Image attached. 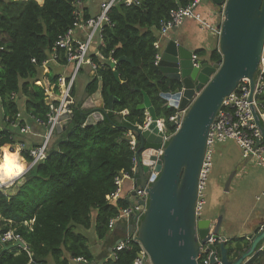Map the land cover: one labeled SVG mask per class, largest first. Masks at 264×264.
I'll return each instance as SVG.
<instances>
[{
  "label": "trees",
  "instance_id": "16d2710c",
  "mask_svg": "<svg viewBox=\"0 0 264 264\" xmlns=\"http://www.w3.org/2000/svg\"><path fill=\"white\" fill-rule=\"evenodd\" d=\"M89 1L0 0V161L5 149L17 156L23 170L32 160L28 152L15 149L18 141H25L28 148L34 144L12 122L22 111V103L26 113L47 117L42 66L50 59L59 36L74 25V11L82 9L85 18L92 16ZM190 1L144 0L140 6L121 3L112 8L111 24L105 26L101 50L107 58L118 59V63H102L98 76L86 85V93L91 95L97 90L101 77L106 98L108 90L117 97L114 110L106 114L97 128L86 126L83 103L76 102L75 118L66 130L54 134L47 158L29 171L18 193L10 196L0 190V229L14 230L28 245L27 249L5 250L0 242V264H72L79 257L91 261L94 255L84 230L92 228L110 246V220L130 203L126 197L110 202L108 196L116 189L115 178L130 172L135 165V151L127 134L145 124L147 113L138 108L144 92L159 118L166 119L169 133L176 130L169 120L176 109L168 108L160 92L173 91L180 87V82L166 77L155 65V43L161 37L160 21ZM195 53L205 64L222 57L218 45L210 51L197 48ZM123 57L132 58L135 65L121 60ZM60 63L66 60L61 59ZM13 93L17 99L11 97ZM257 100L264 109V93ZM126 109L129 113L123 115L121 112ZM26 221L30 223L27 225ZM225 245L230 258L235 259L249 247L250 241L246 237H232ZM217 248L220 252V245ZM104 250L103 264H135L141 246L131 241L116 257L106 247ZM246 264H264V248Z\"/></svg>",
  "mask_w": 264,
  "mask_h": 264
},
{
  "label": "water",
  "instance_id": "95a60500",
  "mask_svg": "<svg viewBox=\"0 0 264 264\" xmlns=\"http://www.w3.org/2000/svg\"><path fill=\"white\" fill-rule=\"evenodd\" d=\"M211 1L223 8L218 40L222 57L217 62L205 64L199 59L196 66L194 52L175 39H170L164 49L163 46L160 48L159 69L166 77L180 82V87L173 91H161L160 96L167 101L168 108L186 109L171 122L176 127L175 132L169 135L168 128L165 131L161 128L165 120L160 124L156 108L146 92L143 93V102L138 105L139 109L147 112L149 119L144 129H137L140 140L136 143L135 186H146V173L151 166H155L159 173L147 187L148 204L139 225L137 213L134 225L128 230L129 236H133L145 250L143 258L146 264H201L202 246L211 236H220L221 220L214 223L197 215L200 174L208 137L225 99L239 88L243 80H249L250 99H254L256 77L264 52V0ZM121 60L135 65L132 58L123 57ZM115 75L120 81L118 71ZM102 89L103 82L100 80L98 89L88 95L82 104L83 114L87 116L86 126L97 128L107 111L114 110L117 97L110 90L107 109L104 101L95 102ZM253 113L264 136V123L256 106H253ZM74 118L75 113L64 114L57 132L66 130ZM166 134L168 138L165 140ZM26 181L24 177L13 188L3 191L14 195ZM140 203L145 205L144 200ZM126 237L127 233L122 239ZM222 238L226 240V237ZM248 238L251 241L249 247L233 260L225 243L220 244V254L216 244H208L206 250L212 251L210 264H246L264 243V226ZM24 246L26 243L22 240L10 245L3 243L5 250Z\"/></svg>",
  "mask_w": 264,
  "mask_h": 264
},
{
  "label": "built area",
  "instance_id": "2783aa9c",
  "mask_svg": "<svg viewBox=\"0 0 264 264\" xmlns=\"http://www.w3.org/2000/svg\"><path fill=\"white\" fill-rule=\"evenodd\" d=\"M143 1L144 0H101L99 11L96 14H92L89 18L84 17L82 9H76L74 11L76 17L74 25L65 34L59 36L52 48L50 59L44 62V67H47L49 62H52L61 67L67 68L69 66L71 68L70 71L60 73L56 80L50 83L49 89L46 90L45 102L49 107L47 117L44 119L29 113L25 115V112L20 111L12 122V126L18 129L19 133L22 135L34 134L31 122L43 127L45 132L42 135V140L30 148H28V144L25 141H18L15 144V149L18 150V152H28L32 160L27 163L23 173L15 179L5 183L0 181V189L14 185L25 177L37 163L47 158L52 138L61 123V117L67 113H74L76 106L74 88L79 72L87 67L90 71L97 74L98 69L105 61H111L113 66L118 63V59L114 57L107 58L101 50L104 44L103 32L105 26L111 24L110 12L112 8L121 3L126 6H140ZM201 4L202 0H191L187 5L172 10L168 18L160 21V34L166 36L171 31L182 27L187 20L202 18L201 13L198 11ZM155 46L158 48V53L155 57V65H159L162 57V53L159 51V41L155 43ZM198 58L196 54L193 55L194 64L196 66L199 65L197 62ZM61 59H65L66 63L61 64ZM34 61L36 60L34 59ZM262 93H264V52L256 77L254 99H250L251 88L249 80H243L239 88L225 99L223 108L215 123L212 125L200 174V195L197 203L198 216L202 215L205 205L204 189L207 177L213 165V149L217 143L225 142L229 139L235 140L241 150L243 159L255 161L264 169V136L258 128L253 113V106H256L264 123V109L257 100V97ZM11 97L17 99L18 96L16 93H13ZM181 111L185 113L186 109ZM181 111H177L174 115L170 116L169 120L171 122L177 120L178 113ZM127 113V110L122 111L124 115ZM159 121L161 123L164 119H159ZM129 135L132 138L130 141L131 147L136 151V136L131 133H129ZM167 138L168 135L166 134L164 139L166 140ZM161 153L162 150L160 151V155ZM134 162L135 165L130 172H122L121 175L115 178L116 189L108 196L111 202H115L120 198L122 187L126 179L134 180L135 174L137 173L136 157L134 158ZM158 175L159 173L156 171L155 166H152L147 175L146 187L137 188L132 185L129 190L130 206L123 208L110 220L109 226L111 230H114L118 224H121L125 227L127 233V237L120 240L119 243L115 245L112 251L114 257L117 256L118 251L127 248L131 241H135L133 236H129L128 230L132 224V219L137 213H139L140 218L142 217L149 197L147 187L156 180ZM133 191H136L135 195H132ZM141 200H144L146 205L142 206L140 203ZM134 234H136L135 231ZM0 235L5 242H15L21 239V236L12 230L4 231L0 233ZM225 241L226 240H223L221 237L216 238L211 236L206 244L202 246L203 252L199 257L201 264H210L212 251L206 250L208 244L216 242L224 243ZM145 255L146 252L141 246V251L135 260V264H145L143 258ZM74 260L77 262H86V260L81 257L75 258Z\"/></svg>",
  "mask_w": 264,
  "mask_h": 264
},
{
  "label": "rangeland",
  "instance_id": "374dc122",
  "mask_svg": "<svg viewBox=\"0 0 264 264\" xmlns=\"http://www.w3.org/2000/svg\"><path fill=\"white\" fill-rule=\"evenodd\" d=\"M99 2L90 0L88 3L98 10ZM63 71V67H57L52 70V75ZM86 71L87 67L79 72L75 81V95L79 97L84 93L89 80ZM240 151L233 139L214 146L213 165L204 189L203 213L212 206L215 218L221 220L220 234L244 237V234L253 232L254 227L264 218V170L252 160L246 162L241 159ZM219 169L224 171L226 178L216 179ZM215 186L221 191L216 193L217 197L212 201L210 195L214 193Z\"/></svg>",
  "mask_w": 264,
  "mask_h": 264
},
{
  "label": "crops",
  "instance_id": "0c3cea01",
  "mask_svg": "<svg viewBox=\"0 0 264 264\" xmlns=\"http://www.w3.org/2000/svg\"><path fill=\"white\" fill-rule=\"evenodd\" d=\"M43 1H41L40 3H42ZM100 2H101V0H100ZM100 2H99V5H98V10H96L94 7H91L92 8L91 9V13L92 14H95L96 12L99 11ZM88 4L86 3V5H88ZM198 11L201 13L202 18L193 19V20H191V19L187 20L182 27H180V28H178V29H176L174 31H171L166 36H162L161 35V37H160V39L158 41L160 43V46L161 47L163 46L162 49H164V47L166 46V44L168 43V41L170 39H175L178 43H180L181 45H184L187 48L191 49L194 53H195V49H197V48H205L208 51H210L214 46L218 45L219 24L221 23L222 11H223L222 7L219 6V5H215L211 0H202V4L199 6ZM57 67H61V66H59L57 64H54V63H50L47 67H43L42 66V80H43V82L45 84L46 90L49 89L50 83L54 82L56 80V79L53 80V78L50 76V74H52V70L56 69ZM63 68H64L63 72L71 70V68L69 66L67 68H65V67H63ZM85 69L86 68H84L83 70H85ZM113 69L115 70V68H113ZM63 72H58V73H56V75L58 76L60 73H63ZM86 75L89 77V80L92 77H94V76H98L97 74H95L92 71H90L89 68H87ZM89 80H88V82H89ZM100 80L102 81L101 77H99V82H100ZM88 82H87V84H88ZM98 87H99V85H98ZM108 93H109V90H108ZM75 94H76V92L74 91V96H75L76 102L80 101V102L83 103L88 98V94L86 93V86H85V91H84V93H82L81 97H79L78 95H75ZM108 99H109V96L106 98V96L103 93V89H102L101 96L99 98H97L95 100V102H100V103L102 102L103 103V101H104L105 109H107V107H108ZM21 110H23L22 112H25V115L27 114L26 111H25V106L24 105H22ZM108 112H112V111H107V113ZM128 113H129V111H128ZM0 114H2L1 108H0ZM31 124L33 125L34 134L27 136V138H30L32 143L35 145V144L39 143L42 140V135L44 134L45 129L43 127H41V126L36 125L33 122H31ZM147 125H148V123L146 122L144 124V126H142V129H144ZM139 126H141V125H139ZM161 128L165 131V127L164 126L161 127ZM137 129H135L134 131L130 130L129 132L132 135L135 134L137 142H138L140 140V137H138L139 134L137 133ZM127 136L129 138L128 134H127ZM241 159H243V158L241 157ZM241 159H239V160L242 162ZM246 162H247V160H246ZM256 165H259V164L256 163ZM223 178H226V175L224 174V171L219 169L216 179L218 180V179H223ZM132 185H133V181L132 180H129V179L125 180V182L123 184V187H122V192H121L120 199H121V197L122 198L126 197L127 200H129V190L131 189ZM220 191L221 190H219V188L215 186L214 193H212L210 195V199L212 201L215 200V198L217 197L216 193L217 192L219 193ZM202 215H203L202 216L203 218H209V219L213 220L214 223L217 222V219L215 218V216L213 214L212 206L209 209H207L205 214L203 213ZM34 222H35V219L32 220L31 224H33ZM25 223L28 225L30 222H25ZM263 226H264V218L261 220V222H259V224L256 227H254L253 232L250 231L249 233L244 234L245 235L244 237L249 239L248 236L250 234L255 233L257 228H259L258 229V231H259L260 229H262ZM84 233L89 237L90 249H91V251H92V253L94 255V259L91 260V261L88 260L86 262H84V261H80V262L74 261L72 264H101V261H103V263H104V260L101 258V256H102V254L105 251L104 250L105 247L112 254V251H113L115 245L117 243H119L118 241L122 240V238L126 235V229L121 224H118L115 227V229L112 230L111 234L107 238V239H109V242H110L109 243L110 244L109 247L105 245L103 240H100L97 237L96 232H95V230L93 228L92 229H88V230H84ZM219 235L226 237L227 240L232 238V237H243V236H228L225 233H222V234L219 233ZM0 242H1L2 246H3V241L1 239V237H0ZM236 258L237 257H235V259Z\"/></svg>",
  "mask_w": 264,
  "mask_h": 264
},
{
  "label": "clouds",
  "instance_id": "9594fccd",
  "mask_svg": "<svg viewBox=\"0 0 264 264\" xmlns=\"http://www.w3.org/2000/svg\"><path fill=\"white\" fill-rule=\"evenodd\" d=\"M222 10H223V8H222ZM222 16H223V11H222ZM221 21H222V19H221ZM160 48H161V46H160ZM159 51H160V49H159ZM161 52V51H160ZM162 53V52H161ZM194 54H196V53H194ZM197 55V54H196ZM198 56V55H197ZM199 59H201V58H198V60ZM198 60H197V62H198ZM75 89V88H74ZM75 97V96H74ZM127 110V109H126ZM178 110H176V112H177ZM122 113V112H121ZM147 113V112H146ZM147 119H146V121H145V123L146 122H148V119H149V116H148V114H147ZM160 119H164L165 120V127H167V125H166V119L165 118H160ZM161 124V123H160ZM85 125V124H84ZM142 126H144V125H141V126H139L138 128L139 129H142ZM57 132V131H56ZM130 133V132H129ZM129 133H128V135H129ZM135 135V134H134ZM169 135H171L170 133H169ZM129 138H130V141H131V137H130V135H129ZM136 151H137V147H136ZM136 151H135V157H136ZM17 156L15 155V154H12V153H9L6 149H5V151H4V155H3V159H2V161H0V181H8V180H11V179H13V177L14 176H16V175H18L21 171H23V166L21 165V164H19L18 162H17ZM152 167V166H151ZM151 169V168H150ZM136 171H137V169H136ZM150 171V170H149ZM29 173V172H28ZM28 173H27V175H28ZM149 174V172L148 173H146V181H147V175ZM27 175L25 176L26 178H27ZM135 176H136V174H135ZM24 178V177H23ZM135 179L136 178H134V180H133V185L135 186ZM21 180V179H20ZM16 183H18V182H16ZM15 183V184H16ZM14 184V185H15ZM14 185H12V186H14ZM12 186H10V187H12ZM10 187H7L6 189H8V188H10ZM136 187V186H135ZM146 187V186H145ZM138 188V187H137ZM139 188H141V187H139ZM136 192V191H135ZM132 195H135V194H133V192H132ZM110 201V200H109ZM118 201V200H117ZM129 203L131 204V202H130V199H129ZM130 204H129V206H130ZM147 204H148V201H147ZM145 205H146V203H145ZM128 207V206H127ZM125 208V207H124ZM146 208H147V206H146ZM123 209V208H122ZM121 209V210H122ZM120 210V211H121ZM202 214H203V212H202ZM137 215V214H136ZM135 215V216H136ZM139 215V214H138ZM135 216H134V218H135ZM203 215H201L200 217H202ZM142 217H143V215H142ZM141 217V218H142ZM134 218L132 219V224L131 225H134ZM140 217H138V222H137V226L139 225V221H140V219H141ZM34 220V219H33ZM9 222H12V221H9ZM26 222H28V221H26ZM31 222H32V220H31ZM130 225V226H131ZM10 231V230H9ZM12 231H14V230H12ZM135 232H137L136 230H135ZM0 237H1V235H0ZM219 237H221L222 238V236H219ZM1 239H2V237H1ZM223 239V238H222ZM20 240H22V241H24L25 243H26V241L22 238V236H21V239ZM249 241H250V239H248ZM2 241H3V239H2ZM18 241V240H17ZM17 241H15V242H12V241H10V242H5V241H3V243H5L6 245H10V244H14V243H16ZM226 241H227V239H226ZM225 241V242H226ZM224 242V243H225ZM251 242V241H250ZM213 244H216V245H220L221 243H213ZM141 246V245H140ZM20 248H22V249H27L28 248V246H27V244H26V246H24V247H20ZM264 248V243H263V245L261 246V248H260V250L261 249H263ZM259 250V251H260ZM219 254H220V252H219ZM80 258V257H79ZM81 258H83V257H81ZM84 259V258H83ZM233 260V259H232ZM75 261V260H74ZM77 262V261H76ZM146 264V263H145Z\"/></svg>",
  "mask_w": 264,
  "mask_h": 264
},
{
  "label": "bare ground",
  "instance_id": "6f19581e",
  "mask_svg": "<svg viewBox=\"0 0 264 264\" xmlns=\"http://www.w3.org/2000/svg\"><path fill=\"white\" fill-rule=\"evenodd\" d=\"M17 162L20 164L19 160H17ZM23 171H24V170H23ZM23 171H21L18 175L14 176L13 179H15L16 177H18L21 173H23ZM13 179H11V180H13ZM8 181H10V180H8ZM8 181H3V182L5 183V182H8ZM5 189H6V188H1L0 190L3 191V190H5ZM1 232H2V230L0 229V233H1ZM2 233H3V232H2Z\"/></svg>",
  "mask_w": 264,
  "mask_h": 264
}]
</instances>
